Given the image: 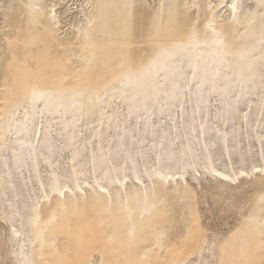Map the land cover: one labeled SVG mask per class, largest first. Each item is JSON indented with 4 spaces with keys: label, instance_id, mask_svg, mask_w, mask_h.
<instances>
[{
    "label": "rangeland",
    "instance_id": "obj_1",
    "mask_svg": "<svg viewBox=\"0 0 264 264\" xmlns=\"http://www.w3.org/2000/svg\"><path fill=\"white\" fill-rule=\"evenodd\" d=\"M0 264H264V0H0Z\"/></svg>",
    "mask_w": 264,
    "mask_h": 264
},
{
    "label": "bare ground",
    "instance_id": "obj_2",
    "mask_svg": "<svg viewBox=\"0 0 264 264\" xmlns=\"http://www.w3.org/2000/svg\"><path fill=\"white\" fill-rule=\"evenodd\" d=\"M231 8H235V0H231ZM207 25V24H206ZM209 25V24H208Z\"/></svg>",
    "mask_w": 264,
    "mask_h": 264
}]
</instances>
